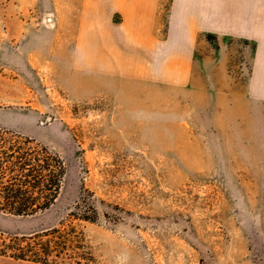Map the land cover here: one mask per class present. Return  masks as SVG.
I'll return each mask as SVG.
<instances>
[{
	"label": "rangeland",
	"instance_id": "374dc122",
	"mask_svg": "<svg viewBox=\"0 0 264 264\" xmlns=\"http://www.w3.org/2000/svg\"><path fill=\"white\" fill-rule=\"evenodd\" d=\"M81 2L0 0V127L66 163L49 210L0 212V245L63 219L85 264H264V101L246 93L254 40L200 36L198 55L228 59L227 85L93 80L72 68ZM89 199L94 222L68 217Z\"/></svg>",
	"mask_w": 264,
	"mask_h": 264
},
{
	"label": "crops",
	"instance_id": "0c3cea01",
	"mask_svg": "<svg viewBox=\"0 0 264 264\" xmlns=\"http://www.w3.org/2000/svg\"><path fill=\"white\" fill-rule=\"evenodd\" d=\"M161 1L82 0L72 24V68L93 80L227 85L228 59L198 55L199 39L243 37L255 42L246 93L264 101V0H170L163 33Z\"/></svg>",
	"mask_w": 264,
	"mask_h": 264
},
{
	"label": "trees",
	"instance_id": "16d2710c",
	"mask_svg": "<svg viewBox=\"0 0 264 264\" xmlns=\"http://www.w3.org/2000/svg\"><path fill=\"white\" fill-rule=\"evenodd\" d=\"M65 174L66 163L58 153L30 137L0 127L1 213L26 217L49 210L59 196ZM80 212L71 211L68 217L88 222L97 219L91 199ZM75 233L61 219L57 226L8 237V242L0 245V256L39 264H85L83 257H73L71 253V247H76Z\"/></svg>",
	"mask_w": 264,
	"mask_h": 264
}]
</instances>
